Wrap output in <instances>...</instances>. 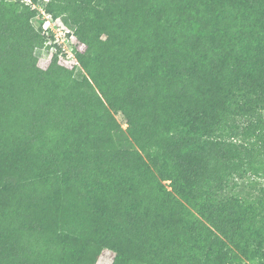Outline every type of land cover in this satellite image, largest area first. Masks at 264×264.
Segmentation results:
<instances>
[{
    "label": "trees",
    "instance_id": "obj_1",
    "mask_svg": "<svg viewBox=\"0 0 264 264\" xmlns=\"http://www.w3.org/2000/svg\"><path fill=\"white\" fill-rule=\"evenodd\" d=\"M45 9L78 67L0 0V264H264V0Z\"/></svg>",
    "mask_w": 264,
    "mask_h": 264
},
{
    "label": "built area",
    "instance_id": "obj_2",
    "mask_svg": "<svg viewBox=\"0 0 264 264\" xmlns=\"http://www.w3.org/2000/svg\"><path fill=\"white\" fill-rule=\"evenodd\" d=\"M48 1L38 0L33 3L30 0H24L32 10L36 11V17L41 21L42 33L47 36V43L50 44V57L55 53L60 66L68 69L76 68L79 66V62L75 59V50L81 51L83 45L77 41L72 32L63 27L60 18H55L46 11L45 5Z\"/></svg>",
    "mask_w": 264,
    "mask_h": 264
},
{
    "label": "rangeland",
    "instance_id": "obj_3",
    "mask_svg": "<svg viewBox=\"0 0 264 264\" xmlns=\"http://www.w3.org/2000/svg\"><path fill=\"white\" fill-rule=\"evenodd\" d=\"M38 53V67L40 70H49V71H57V68L53 65L50 64V50H46L43 49ZM116 118L119 120V122H121L122 127L126 126V123H124V120L122 118V116L120 114L116 115ZM251 182H240L235 189L241 191L242 193L245 192H254L259 190V188H263L264 187V178H253L251 179H247ZM112 259V252L109 250H104L102 251V253L100 254V256L98 257L97 261L95 264H110Z\"/></svg>",
    "mask_w": 264,
    "mask_h": 264
}]
</instances>
